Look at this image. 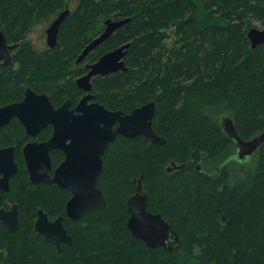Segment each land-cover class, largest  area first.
I'll use <instances>...</instances> for the list:
<instances>
[{"label": "trees", "instance_id": "1", "mask_svg": "<svg viewBox=\"0 0 264 264\" xmlns=\"http://www.w3.org/2000/svg\"><path fill=\"white\" fill-rule=\"evenodd\" d=\"M76 1L56 47L39 52L21 41L33 15L49 20L72 2L0 0V29L19 44L11 64L0 60V105L21 100L27 87L49 94L56 105L77 101L83 90L75 80L85 68L75 59L103 31L105 19L130 17L88 56L95 61L130 42L128 69L95 76L92 91L111 110L131 112L154 100L153 127L166 143L118 136L103 155L97 184L105 207L72 221L65 212L70 191L29 179L23 126L13 119L2 127L0 147H14L18 169L10 188L0 189V204L13 199L20 216L15 230L0 220V264H264V142L252 167L232 176L228 165L236 162L228 159L235 141L215 118L232 117L244 140L264 130V44L253 49L247 38L253 17L264 24V0ZM48 135L44 129L40 137ZM226 154L219 172L196 169L200 164L210 171L208 161ZM63 158L53 152L55 164ZM172 162L183 167L169 170ZM139 179L148 209L161 213L180 235L171 251L146 246L127 227V199ZM41 208L51 219L64 215L73 241L61 251L34 228Z\"/></svg>", "mask_w": 264, "mask_h": 264}, {"label": "water", "instance_id": "2", "mask_svg": "<svg viewBox=\"0 0 264 264\" xmlns=\"http://www.w3.org/2000/svg\"><path fill=\"white\" fill-rule=\"evenodd\" d=\"M68 13L69 9L63 10L45 30L49 46L56 45L60 26ZM129 20L130 17L105 19L104 30L91 39L76 62L83 61L91 51L109 39ZM247 38L253 49L264 44V28L250 27ZM11 47L6 41L3 30L0 29V59L7 64L11 62L9 54ZM129 47L130 42L124 43L104 53L96 62L88 63L87 73L79 76L76 84L88 92L92 89L91 78L127 70L128 66L124 58ZM94 99V93H87L72 109L70 100L56 108L47 94L27 88L21 101L0 107V128L13 118H17L27 128L28 134L36 136L48 124L53 125L54 131L50 139L28 142L23 148V155L32 182L56 183L71 191L72 196L66 203L65 212L72 221H78L87 211L105 207L106 198L97 184L104 168L103 155L109 144L118 136L132 138L143 135L153 143H166L165 137L159 135L153 127L156 112L154 100L134 108L131 112H126L122 109H108ZM221 125L227 135L235 141V153L228 160L245 162L264 142V130L248 140L242 139L230 116H223ZM52 149H59L65 154V158L55 168L53 175L50 173ZM189 163L191 164L192 161ZM222 166H218L216 172ZM182 167L183 164L172 162L168 169ZM17 169L14 147L0 148V188L9 189L10 179ZM196 169L205 174H214L204 170L200 164L196 165ZM148 200L142 179H139L135 193L127 199L129 211L127 227L131 234L141 239L146 246L163 247L171 251L181 241L180 235L161 213H153L148 209ZM18 217L17 205H14L10 211L0 209V219L9 230L18 228ZM34 228L59 251L62 243L73 241L72 235L64 225V215L50 220L48 214L43 209H39Z\"/></svg>", "mask_w": 264, "mask_h": 264}, {"label": "flooded vegetation", "instance_id": "3", "mask_svg": "<svg viewBox=\"0 0 264 264\" xmlns=\"http://www.w3.org/2000/svg\"><path fill=\"white\" fill-rule=\"evenodd\" d=\"M71 2L73 1V0H70ZM76 1V0H75ZM72 8V5L70 6V4H67L66 5V7L63 9V10H65V9H69V12H71V10L73 9H71ZM63 10H61L55 17H57ZM69 14V13H68ZM68 16V15H67ZM113 19H115V18H113ZM51 23V22H50ZM50 25V24H49ZM49 25H48V27H49ZM104 27H105V24H104ZM47 29V28H46ZM104 30V29H103ZM4 32V31H3ZM4 35H5V38H6V41H7V43L9 44V46H12L10 49H9V54L11 55V62L10 63H8V64H11L12 63V61H13V53H14V51L18 48V46H19V44L18 43H11V42H9V40H8V38H7V36H6V34L4 33ZM58 35H59V33H58ZM47 42V41H46ZM58 42V41H57ZM56 45H57V43H56ZM56 45L54 46V47H51V46H49L48 45V48H46V49H44V50H41V51H39V50H37V51H39V52H42V51H47V50H49V49H54L55 47H56ZM94 51V50H93ZM92 52V51H91ZM90 52V53H91ZM89 53V54H90ZM89 56V55H88ZM88 56L83 60V61H81L80 63H77L76 62V60H77V58L75 59V64H76V66H79V67H83V68H85V71L81 74V75H84V74H86L87 73V71H88V69L86 68V65L88 64V63H93V62H96L97 60H95V61H89L88 60ZM101 57V56H100ZM99 57V58H100ZM0 60H2V62H4L5 63V61L3 60V59H0ZM5 64H7V63H5ZM80 75V76H81ZM79 77V76H78ZM77 77V78H78ZM76 78V79H77ZM94 78V77H93ZM93 78H91V83H92V80H93ZM76 81V80H75ZM27 88H31V87H27ZM26 88V89H27ZM25 89V90H26ZM32 89V88H31ZM33 90V89H32ZM83 90V94H81L80 95V97H79V99L77 100V101H72L71 99H66L63 103H61V104H59V105H56L55 103H53V101H52V99H51V97L49 96V94H47V93H44V94H47L48 96H49V98H50V100H51V102L53 103V105L57 108V107H59V106H61V105H63L67 100H70L71 101V106H70V108L72 109V108H74L76 105H77V103L80 101V99L85 95V94H87V93H93V91H92V89L90 90V91H85L84 89H82ZM34 91V90H33ZM25 92V91H24ZM36 92V91H35ZM38 93V92H37ZM95 94V93H94ZM23 99V98H22ZM21 99V100H22ZM21 100H19V101H21ZM19 101H15V102H19ZM94 101H97L96 100V96H95V99H94ZM98 102V101H97ZM11 103H14V102H10V103H6V104H3V105H0V107H2V106H5V105H8V104H11ZM101 104V103H100ZM106 107V106H105ZM109 109V108H108ZM13 119H16V120H18L17 118H13ZM12 119V120H13ZM11 120V121H12ZM10 121V122H11ZM19 121V120H18ZM9 122V123H10ZM20 122V121H19ZM8 123V124H9ZM8 124H6V125H8ZM21 124V123H20ZM6 125H4V126H2V127H5ZM22 126H23V128H24V130H25V132L27 133V128L23 125V124H21ZM1 127V128H2ZM0 128V129H1ZM44 129H46V131L49 133V135L47 136V137H45V138H41L40 137V134L43 132V130ZM53 131H54V127H53V125L52 124H48L46 127H44L41 131H40V133L38 134V135H36V136H32V135H30V134H28L29 136V138L26 140V142L24 143V146L28 143V142H33V141H38V142H42V141H47V140H49L50 139V137L53 135ZM24 146H23V148H24ZM4 147H9V146H4ZM0 148H3V147H0ZM22 151H23V149H22ZM54 151H60L62 154H63V156H64V158H65V154H64V152L63 151H61V150H59V149H52V150H50V154H51V162H52V170L50 171V173H51V175H53V171L55 170V168L63 161V159L58 163V164H55L54 163V161H53V152ZM254 155V154H253ZM253 155L247 160V161H245V162H242V161H237V160H235V162L236 163H238L239 165H241V167L242 168H244V167H246L248 164H251V162H252V157H253ZM23 157H24V155H23ZM15 161H16V159H15ZM25 161V160H24ZM17 162V161H16ZM18 164V163H17ZM25 166H26V163H25ZM26 170H27V168H26ZM220 171V170H219ZM218 171V172H219ZM27 173H28V175H29V172H28V170H27ZM244 174V172H242L241 173V175H243ZM29 179H30V175H29ZM11 180V179H10ZM31 180V179H30ZM54 184H56V183H54ZM57 185V184H56ZM10 188V187H9ZM63 188V187H62ZM0 189H2V188H0ZM64 189H66V188H64ZM5 190V189H4ZM68 190V189H67ZM68 191H70V190H68ZM70 193H71V191H70ZM71 196H72V193H71ZM70 196V197H71ZM68 201V200H67ZM14 205H17L18 206V213H19V205L17 204V203H15L14 202V200L13 199H11V198H8V197H5L4 198V200L1 202V204H0V209H4V210H6V211H10V210H12L13 209V206ZM66 207V206H65ZM42 209V208H41ZM39 210V209H38ZM44 210V209H43ZM44 212H46L45 210H44ZM47 213V212H46ZM48 214V213H47ZM19 216H20V214H19ZM60 216V215H59ZM48 217H49V219L50 220H55V219H51L50 218V216H49V214H48ZM19 218V217H18ZM37 218V217H36ZM1 220V219H0ZM2 221V220H1ZM36 221V220H35ZM3 222V221H2ZM3 224L5 225V223L3 222ZM34 225H35V223H34ZM64 225H65V223H64ZM6 226V225H5ZM66 227V226H65ZM67 228V227H66ZM63 244V243H62ZM62 244H61V248H62ZM55 246V245H54ZM56 247V246H55ZM57 248V247H56ZM57 250H58V248H57ZM59 251V250H58ZM1 264H6V263H1Z\"/></svg>", "mask_w": 264, "mask_h": 264}, {"label": "rangeland", "instance_id": "4", "mask_svg": "<svg viewBox=\"0 0 264 264\" xmlns=\"http://www.w3.org/2000/svg\"><path fill=\"white\" fill-rule=\"evenodd\" d=\"M77 1H72L71 5L74 8L76 5ZM55 18V16L51 17L49 20H45V18L43 16H38L37 14L33 15V18L31 19V22L29 24V29L27 31V33L24 36V42H28L30 43V46H32L33 49L35 50H44L46 48H48V44L46 42V34H45V30L48 27V25L50 24V22ZM255 20L253 21L252 26H256L258 28H264V24L261 23V21L256 20V19H260L258 16L253 17ZM263 18V16H262ZM261 18V19H262ZM172 30L168 31V34L171 35L168 40H167V44L169 47H171L173 45L174 42V38H175V34L173 32L172 34ZM211 112L213 114H215V112L213 110H211ZM216 120H221L222 117L220 116H215ZM223 155L221 158H216L215 160H211V162L208 161L207 166H208V170L212 171L214 170V168L221 162L223 161L226 156ZM254 161V160H253ZM253 162H251L250 167H252ZM229 170L232 172V176H236L242 173V167L241 165H239L238 163H232L228 165Z\"/></svg>", "mask_w": 264, "mask_h": 264}, {"label": "bare ground", "instance_id": "5", "mask_svg": "<svg viewBox=\"0 0 264 264\" xmlns=\"http://www.w3.org/2000/svg\"><path fill=\"white\" fill-rule=\"evenodd\" d=\"M225 162V161H224ZM224 164V163H223ZM220 165V164H219Z\"/></svg>", "mask_w": 264, "mask_h": 264}]
</instances>
